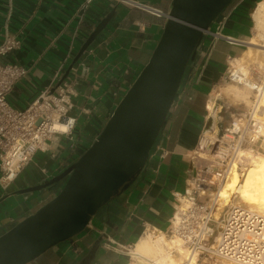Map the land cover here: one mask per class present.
Segmentation results:
<instances>
[{
    "label": "crops",
    "instance_id": "crops-1",
    "mask_svg": "<svg viewBox=\"0 0 264 264\" xmlns=\"http://www.w3.org/2000/svg\"><path fill=\"white\" fill-rule=\"evenodd\" d=\"M131 1L134 4L92 0L81 9L86 0H0V44L6 36L22 41L20 49L0 58V62L28 70L27 77L9 95V104L26 109L43 91L59 83L56 75L68 81L75 93L71 115L77 120L73 143L78 155L98 138L150 61L173 3ZM263 1L235 0L205 35L176 105L135 184L103 208L81 237L59 244L30 264H80L101 237L91 264H132L125 249L136 246L145 227L161 233L168 230L177 207L176 197L184 195L201 164L196 158L200 141L218 135L230 123L227 104L217 92L221 93L227 82L228 63L233 59V63H242L246 48L230 45L212 34L249 39V49L253 50L250 37L253 25L256 31L254 13ZM113 10L116 13L107 27L76 61L90 35ZM247 52L248 48L244 54ZM70 154L67 139H54L8 189L0 185V234L39 206L34 198L29 206L24 204L17 191L69 167Z\"/></svg>",
    "mask_w": 264,
    "mask_h": 264
},
{
    "label": "water",
    "instance_id": "water-1",
    "mask_svg": "<svg viewBox=\"0 0 264 264\" xmlns=\"http://www.w3.org/2000/svg\"><path fill=\"white\" fill-rule=\"evenodd\" d=\"M234 1L173 0L150 61L98 138L56 176H44L35 186L17 191L24 204L29 206L34 198L39 206L0 234V264H30L59 244L81 237L103 208L135 184L176 105L205 35ZM115 13L111 11L96 27L76 61ZM102 240L96 241L80 264L92 263Z\"/></svg>",
    "mask_w": 264,
    "mask_h": 264
},
{
    "label": "built area",
    "instance_id": "built-area-1",
    "mask_svg": "<svg viewBox=\"0 0 264 264\" xmlns=\"http://www.w3.org/2000/svg\"><path fill=\"white\" fill-rule=\"evenodd\" d=\"M114 1L134 4L131 0ZM91 2L86 0L81 9ZM212 35L230 45L246 49L249 46V39L241 41L219 32ZM258 43L264 46V38H259ZM21 46L20 39L6 36L0 44V58ZM260 52L264 53V47ZM233 61L227 66V82L251 94L250 106L245 113L231 116L229 125L218 135L200 141L196 158L202 160L203 154L211 156V170L201 164L196 169L184 195L176 197L177 207L168 230L161 233L144 229L143 237L163 236L169 243L179 241L186 256L181 264H264L263 216L235 205L216 219L220 210L214 193L217 185L224 183L234 166L241 171L248 164L243 153L264 156V61L242 67ZM27 75L28 70L23 66L0 62V185L3 188L13 183L38 153L46 152L54 139L65 138L70 142V166L86 151L78 155V147L73 143L77 125L71 115L75 93L68 81L56 75L59 83L43 91L26 109L18 110L9 104V95ZM134 248L125 249L131 262L138 258ZM168 251L171 256L179 254L175 245Z\"/></svg>",
    "mask_w": 264,
    "mask_h": 264
},
{
    "label": "bare ground",
    "instance_id": "bare-ground-1",
    "mask_svg": "<svg viewBox=\"0 0 264 264\" xmlns=\"http://www.w3.org/2000/svg\"><path fill=\"white\" fill-rule=\"evenodd\" d=\"M254 19L256 22L257 36L259 38H264V1L258 5L254 13ZM263 47L264 46L260 45L258 42L254 40L251 44V48L255 49L256 52L262 50ZM240 63L241 62L239 61L234 62V64H236L237 66H240L241 65ZM263 103H264V97H263ZM210 106L212 107V105ZM62 129L64 130L65 128L62 127ZM242 156L245 157V159H247V162L249 163L250 167L246 170L247 173L244 175V179L242 178L243 176L242 173L241 174L239 173L237 166H234L231 169L223 185L221 187L219 186L220 190L217 193L218 196L223 194L226 182L229 180V178L232 175H233V182L229 186V189H226L225 191L224 202L218 204L221 206L220 208L224 209L228 207L230 204H232L231 203L232 198L234 195H236V198H238L237 200H239L237 203L239 207L246 208L264 217V156L255 157V156H251L248 153H243ZM217 201H218V197H217ZM217 216L219 215L217 214ZM150 241L151 240L149 236H144L138 241V243L136 244L133 250V253L135 255H138V258L135 257V259L137 260L132 264H143V263L147 264L149 263V261H153L154 264H177V263L179 264V262L175 260V258L171 256L166 249L167 247H169L168 245L171 244L177 247L179 252L178 254L179 258L180 256L181 257L185 256V252L181 248V244L179 241H174L169 243L164 239L163 236L158 237L156 240H153V242ZM179 258L177 259L179 260ZM179 261L183 262L184 260H181L180 258Z\"/></svg>",
    "mask_w": 264,
    "mask_h": 264
},
{
    "label": "rangeland",
    "instance_id": "rangeland-1",
    "mask_svg": "<svg viewBox=\"0 0 264 264\" xmlns=\"http://www.w3.org/2000/svg\"><path fill=\"white\" fill-rule=\"evenodd\" d=\"M252 40L258 42V36H257V32L254 30V26L252 27V35L250 37ZM247 51V49H245L244 53ZM242 55V57L244 58L242 60V63H240L241 67L243 65H247V64H251V63H260L262 61H264V53L263 52H260V51H257L255 49L253 50H250L249 49V46H248V52L247 54H244ZM259 56V57H258ZM253 58V59H252ZM259 61H258V60ZM236 65V64H234ZM239 66V67H240ZM221 93L217 92V97H219V99H222L226 104H227V107H226V110H227V113H228V117H229V122L231 121V116H233L234 114H241V113H245V111L247 110V108L250 106L251 104V94L246 91L245 89H243L242 87H239L233 83H230V82H226L224 87L221 88L220 90ZM210 110L213 111V107H210ZM88 149V148H87ZM202 160L200 159V163L202 166H204L205 168L211 170V166H212V158L211 156L207 155V154H203L202 156ZM80 157L77 158V160L79 159ZM76 160V161H77ZM249 163L241 170L243 171H239V173L241 174L242 173V178L244 179V175L247 173V169L249 168ZM236 171V170H235ZM242 179V180H243ZM233 182V175L229 178V180L226 182V185H225V188H224V191H223V194L218 196V192L220 190V187L223 185V183H220L219 185H217L216 189L214 190V193L216 194V199L218 197V203H221V202H224V195H225V191L226 189H229V186L232 184ZM220 186V187H219ZM238 198H236V195L233 196L232 198V204H230L228 207H230L231 205L235 206L237 205L238 201L237 200ZM235 203H234V201ZM221 206L219 205V209H221L220 211L217 212V214L220 216L223 212H225L227 210L228 207L226 208H220ZM216 214V218L219 219V216H217ZM150 242H153V240H156L155 238H151L150 237ZM169 247H167V251L172 247V245H168ZM169 252V251H168ZM178 252V251H177ZM177 254V255H176ZM173 257L175 258V260H177L179 262V264H181L182 261H179L180 258L181 260H185L184 258L186 256H180L179 258V255L178 253H175L173 255ZM179 258V260L177 259ZM145 264V263H143ZM178 264V263H177Z\"/></svg>",
    "mask_w": 264,
    "mask_h": 264
}]
</instances>
